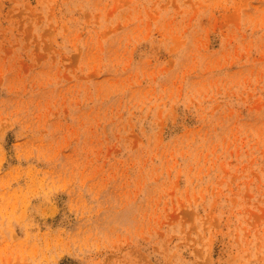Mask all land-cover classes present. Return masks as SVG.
<instances>
[{
    "label": "rangeland",
    "instance_id": "374dc122",
    "mask_svg": "<svg viewBox=\"0 0 264 264\" xmlns=\"http://www.w3.org/2000/svg\"><path fill=\"white\" fill-rule=\"evenodd\" d=\"M0 264H264V0H0Z\"/></svg>",
    "mask_w": 264,
    "mask_h": 264
}]
</instances>
